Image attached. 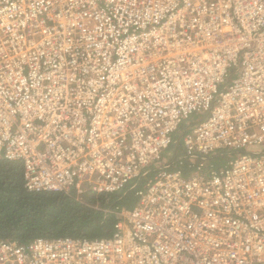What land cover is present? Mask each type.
Wrapping results in <instances>:
<instances>
[{
    "label": "built area",
    "instance_id": "1",
    "mask_svg": "<svg viewBox=\"0 0 264 264\" xmlns=\"http://www.w3.org/2000/svg\"><path fill=\"white\" fill-rule=\"evenodd\" d=\"M3 159L29 192L136 202L109 237L0 240V264H264V0H0Z\"/></svg>",
    "mask_w": 264,
    "mask_h": 264
},
{
    "label": "trees",
    "instance_id": "2",
    "mask_svg": "<svg viewBox=\"0 0 264 264\" xmlns=\"http://www.w3.org/2000/svg\"><path fill=\"white\" fill-rule=\"evenodd\" d=\"M185 130L186 127L182 132ZM182 151V146L175 147L169 162H174ZM215 157L206 158L207 166L216 163L215 167H221L224 159L215 161ZM180 169L184 175H190L198 168L181 159ZM150 175L138 179L137 186ZM135 202V189L130 185L114 193L86 190L79 198L74 190L29 192L23 185L21 161L0 160V240L27 242L36 237H109L117 220L114 212L121 207L130 208Z\"/></svg>",
    "mask_w": 264,
    "mask_h": 264
},
{
    "label": "rangeland",
    "instance_id": "3",
    "mask_svg": "<svg viewBox=\"0 0 264 264\" xmlns=\"http://www.w3.org/2000/svg\"><path fill=\"white\" fill-rule=\"evenodd\" d=\"M202 115L201 114H193L190 118L189 121L187 122V126H184L185 123H181L178 128L176 129L173 139H172V143L170 145V147L166 150L165 154H164V160L165 161H169L171 159V157L173 156V149H175V147L177 146H181V138L182 135H184V133H186L188 131V128H190L193 123L198 119L201 118ZM186 127V130L184 132H182V130ZM211 157L215 156V161H221V157L219 156V153L217 151H215L214 153L210 154ZM208 155V156H210ZM207 156V157H208ZM222 165V164H221ZM151 176V175H150Z\"/></svg>",
    "mask_w": 264,
    "mask_h": 264
}]
</instances>
